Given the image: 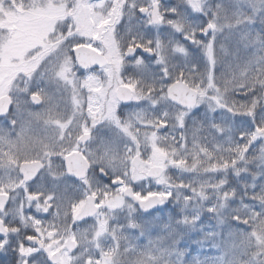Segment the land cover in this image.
I'll list each match as a JSON object with an SVG mask.
<instances>
[{"label": "snow or ice", "instance_id": "obj_1", "mask_svg": "<svg viewBox=\"0 0 264 264\" xmlns=\"http://www.w3.org/2000/svg\"><path fill=\"white\" fill-rule=\"evenodd\" d=\"M15 11L0 264H264V0Z\"/></svg>", "mask_w": 264, "mask_h": 264}, {"label": "rangeland", "instance_id": "obj_2", "mask_svg": "<svg viewBox=\"0 0 264 264\" xmlns=\"http://www.w3.org/2000/svg\"><path fill=\"white\" fill-rule=\"evenodd\" d=\"M23 21V15L19 11H15L6 16L3 20H0V26L7 27L11 31L12 29H17L16 35L14 36L12 45L13 47L18 46L20 40L22 39L26 29L21 28V22ZM10 71V64L7 58L4 63L0 64V81H2ZM22 195V194H21ZM247 202V201H245ZM16 203H19V198Z\"/></svg>", "mask_w": 264, "mask_h": 264}, {"label": "flooded vegetation", "instance_id": "obj_3", "mask_svg": "<svg viewBox=\"0 0 264 264\" xmlns=\"http://www.w3.org/2000/svg\"><path fill=\"white\" fill-rule=\"evenodd\" d=\"M0 203H2V200H0ZM13 222L14 223H18V220H16L15 218H13Z\"/></svg>", "mask_w": 264, "mask_h": 264}]
</instances>
